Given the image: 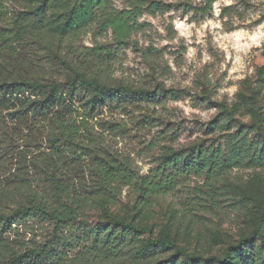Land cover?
Instances as JSON below:
<instances>
[{"label": "rangeland", "instance_id": "374dc122", "mask_svg": "<svg viewBox=\"0 0 264 264\" xmlns=\"http://www.w3.org/2000/svg\"><path fill=\"white\" fill-rule=\"evenodd\" d=\"M111 6L131 25L124 43L97 15L79 32L47 37L24 53L33 62L27 79L64 83L81 74L122 93L121 101L108 99L86 118L82 141L60 150L63 157L52 165L43 162L56 152L49 128L26 132L38 137L26 159L25 143L17 149L10 136L14 151L0 143V215L14 216L0 228V264L21 255L28 264H210L254 235L248 243L254 264H264V164L245 163L216 177L178 176L169 168L172 189L149 205L133 187H122L104 211L96 192L103 167L158 175L170 152L224 148L238 130L264 149V0H112ZM4 11L12 21L23 9L7 0ZM78 107L75 117L83 113ZM41 153L42 189L56 176L70 199L89 198L79 219L59 224L16 215L35 205L31 183L40 177L34 163ZM109 216L146 232L116 229ZM161 237L186 253L172 260L175 250L149 246Z\"/></svg>", "mask_w": 264, "mask_h": 264}, {"label": "trees", "instance_id": "16d2710c", "mask_svg": "<svg viewBox=\"0 0 264 264\" xmlns=\"http://www.w3.org/2000/svg\"><path fill=\"white\" fill-rule=\"evenodd\" d=\"M5 1L7 0H0V127L6 132L2 133L0 129V143L10 142L6 146L12 151L14 146L10 136L14 137V142L18 141L17 149L20 148L19 143H25L21 154H24L23 159H26L31 142L38 139L36 137L33 140L30 132H26L37 131L40 127L41 130L42 127L49 128L56 152L51 158L47 156L43 159V162L52 165L55 159L60 160L63 157L60 150H68L82 141L80 132L82 126L88 125L86 118L92 117L97 107L107 104L108 99L111 102L121 101L122 90L109 88L81 74L67 77L64 83H43L40 80L27 79L25 70L31 68L33 62L24 56L25 51L33 44L42 45V40L47 37L63 39L75 34L93 23L97 15H101L120 44L124 43L132 28L123 15L114 12L112 0H15L23 12L12 21L5 20ZM215 1L217 0H208L209 5ZM78 105L84 109L82 116L75 117L80 109ZM228 135L224 148H206L200 144L188 152H170L169 160L165 164L166 169L160 170L158 175L139 178L119 166L103 167L96 190L103 200V210L105 211V203L114 201L122 187H133L142 205H149L154 196L169 193L174 183L172 175L167 172L169 168L174 169L178 176L207 174L209 177H216L245 163L252 167H261L264 164V149H254V144H249L248 135H243L242 130ZM34 164L40 169L39 179L36 177L35 184L31 183L35 189L32 196L35 205L19 209L16 215L36 214L59 224L79 219L84 205L90 201L89 198L74 196L70 199L69 193L64 187L61 188V181L56 176L52 177L50 187L42 189V153ZM49 197L55 200L54 203L58 207L49 205ZM61 197H65L67 201H63ZM13 217L0 215V228L12 225ZM109 219L111 225L122 229L123 232H146V229L127 224L112 216H109ZM256 237L254 235L242 240L238 245L229 247L223 260L211 258L208 263L254 264L255 256L248 243ZM259 237L264 245V235L259 233ZM110 239L113 237L110 236ZM149 246L175 250L176 254L172 260L186 253L185 249L163 237L150 240ZM38 256L42 257V253H38ZM28 258V255L11 257L6 264H28Z\"/></svg>", "mask_w": 264, "mask_h": 264}]
</instances>
